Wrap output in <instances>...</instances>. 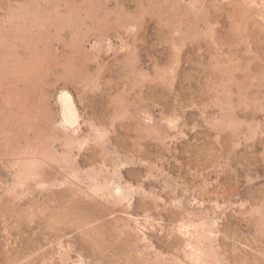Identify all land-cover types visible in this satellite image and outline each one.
Listing matches in <instances>:
<instances>
[{"label":"rangeland","instance_id":"obj_1","mask_svg":"<svg viewBox=\"0 0 264 264\" xmlns=\"http://www.w3.org/2000/svg\"><path fill=\"white\" fill-rule=\"evenodd\" d=\"M0 264H264V0H0Z\"/></svg>","mask_w":264,"mask_h":264}]
</instances>
